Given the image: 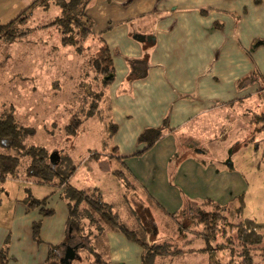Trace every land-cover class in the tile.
Here are the masks:
<instances>
[{
	"label": "crops",
	"instance_id": "0c3cea01",
	"mask_svg": "<svg viewBox=\"0 0 264 264\" xmlns=\"http://www.w3.org/2000/svg\"><path fill=\"white\" fill-rule=\"evenodd\" d=\"M33 1L18 0L21 12ZM86 14L95 35L90 41L98 48L97 36L101 37L114 67L106 98L116 130L111 136L113 156L106 157L116 169L110 170L105 161L101 165L119 190L122 183L115 171L128 173L138 194L164 215L180 211L185 198L195 203L237 194L217 177L210 151L202 149L204 142H211V134L204 131L202 136L200 131L207 123L209 131L225 132V137L227 122L233 119L229 108L251 100L260 86L264 88V0H92ZM136 35L150 39L140 43L134 40ZM252 75L255 82L248 80ZM243 80L244 86L238 87ZM164 121L161 139L135 157L143 147L137 144L138 136L162 127ZM191 139L199 145L193 152ZM49 188L60 203L54 201L59 206L51 209L52 216L43 217L37 208L28 210L26 198L15 200L10 228L0 232V250L9 240L7 264H45L48 246L64 241L67 208L60 191ZM50 197L42 198H47V208ZM36 222L40 244L32 239ZM107 238L111 261L122 258V251H141L122 234L108 232Z\"/></svg>",
	"mask_w": 264,
	"mask_h": 264
},
{
	"label": "rangeland",
	"instance_id": "374dc122",
	"mask_svg": "<svg viewBox=\"0 0 264 264\" xmlns=\"http://www.w3.org/2000/svg\"><path fill=\"white\" fill-rule=\"evenodd\" d=\"M21 10L18 0H0V25L16 20L12 29L17 34L27 33L8 42L3 37L4 32H0V114L12 110L15 120L34 132L27 138V146L42 147L50 155L57 153L65 174L71 168L76 170L69 179L70 186H77L90 196L98 189L104 201L113 205L114 212L125 220L128 207L121 199L123 188L119 190L101 165L105 161L110 170L116 169L115 163L106 157L107 153H112L113 145L106 98L108 88L104 89L102 78L93 67L97 48L88 40L83 50L76 53L71 46L61 43L57 27H45L60 14L52 0L46 5H35L30 13ZM263 108L264 91H259L251 100L229 108L233 119L227 122L225 137V132H210L207 123L200 131L202 136L204 131L211 134V142H204L202 149L210 151L217 177L238 190L226 200L212 201L225 208L190 204L175 217L168 218L144 197L131 193L134 216L147 223L148 233L144 235L138 229L137 237L146 240L149 246L160 247V252L171 254L152 259V264H248V259L251 264H264V134L258 130L260 124L255 122V116L262 114ZM219 115L216 116L217 128L221 126ZM78 122L75 134L65 129ZM189 144L192 152L199 148L192 139ZM3 152L4 147L0 145V154ZM94 153L100 158H91ZM2 188L0 232L4 227L10 228L17 198L51 196L48 208L59 206L54 201L60 204L58 198L55 200L50 195L53 189L49 186L10 180L4 182ZM80 207L83 210V206ZM58 219L60 214L55 221ZM95 220L96 223L81 222L85 229L77 234L76 244L86 250L79 252L84 262L73 264H87L88 243L94 236H89L88 240L87 235L91 231L99 233L100 228L98 219ZM245 220L258 226L249 230ZM107 234L94 243L96 252L106 250L105 263L140 264L141 251L134 254L133 250L122 251V258L111 261ZM2 237L0 234V239ZM117 246L120 245L113 244V248ZM65 248L59 252L60 258ZM135 249L140 248L136 245ZM200 249L206 251L200 252Z\"/></svg>",
	"mask_w": 264,
	"mask_h": 264
},
{
	"label": "trees",
	"instance_id": "16d2710c",
	"mask_svg": "<svg viewBox=\"0 0 264 264\" xmlns=\"http://www.w3.org/2000/svg\"><path fill=\"white\" fill-rule=\"evenodd\" d=\"M48 1L50 0H35L25 9L24 13H30L35 5H46ZM91 1L92 0H52V4L60 9V14L45 27H57L61 33V43L66 46H71L76 53H80L83 50L84 43L93 39L95 36L92 32V20L86 14V10ZM16 23V20H13L7 24L0 25V32H4L3 37L8 42H13L16 38L27 34L26 32L17 34L16 30L12 29ZM97 38L100 40V46L94 54L93 67L102 78V86L106 89L109 88L114 80V67L108 47L100 36H97ZM146 46L145 44L144 47ZM246 80L241 81L238 87L244 86ZM248 80L255 82L257 77L256 75H252ZM259 91H264V88L260 86ZM255 122L260 124L258 130L264 134V108L262 114L255 116ZM78 125L79 122L73 123L65 129L75 134ZM165 128L166 122L164 121L160 128L144 130L137 139L138 146L143 147L137 151L134 156H141L152 148L163 136ZM115 130L116 127L110 124L111 134H114ZM33 134L34 132L31 128L21 126L15 120L12 110L8 112L3 111L0 114V145L4 147V152L0 154V191L3 190L2 185L6 180L21 182L31 181L39 186H53L60 191V199L65 202L67 208L64 241L59 245L48 246L45 264H63L60 262L62 258H60L59 252L65 247L77 248V258L70 264L74 262L80 263L81 260L84 262V258L82 259L79 252L85 250V248L76 244V236L78 233L81 234L84 232L85 227L81 225L82 221L86 220L90 223H96L95 218L98 219L97 223H100V228L97 230L99 233L96 234L94 231H91L87 235L88 240L89 236L94 235L90 243H88L87 253H89V260L87 264H108L103 260V257L106 255V250L103 249L101 252H96L94 246L95 241L108 232L122 234L126 239L135 243L141 249L140 264H152V259L156 257H168L171 255L169 251L160 252V247L153 245L149 246L146 240L137 237L138 229L141 230L144 235L148 233L146 228L147 223L145 224L139 216H134L136 215V211L133 208L130 195L132 192V195L138 194V189L132 182L128 173L122 171L113 172L114 176L122 183V187L125 190L122 201L127 204L129 213L127 212V217L123 220L119 214L114 212L113 205L105 202L97 191H92L90 196L85 191L70 186L69 179L75 171V168H71L70 171L65 174L62 167L63 162L61 158H59V155H57L56 161V158H50L52 154L50 155L46 149L36 146H27L26 140ZM98 156L99 155L96 153L91 155L92 158H98ZM110 156H113V153H111ZM148 202L151 203L150 201ZM23 203L28 210L35 208L39 209L43 217L53 215V211L46 208L47 198L36 200L32 197H27ZM190 204H206L214 205L217 208H225L210 200L194 203L187 201L185 198L184 205L180 211L171 215L162 214L168 218L175 217L176 214L180 213ZM80 206H83V210ZM156 209L159 210L158 208ZM131 216H133L135 220H132ZM207 222H209V220H207ZM245 222L249 230L255 229V227L258 226L249 220H245ZM39 232L40 223L36 222L32 225V239L37 244H40ZM8 248L9 240L7 239L0 250V264L8 263L10 259ZM199 251L204 252L206 250L200 249ZM180 252L181 254L183 253L182 251H179V253ZM247 263L251 264V260L248 259Z\"/></svg>",
	"mask_w": 264,
	"mask_h": 264
},
{
	"label": "water",
	"instance_id": "95a60500",
	"mask_svg": "<svg viewBox=\"0 0 264 264\" xmlns=\"http://www.w3.org/2000/svg\"><path fill=\"white\" fill-rule=\"evenodd\" d=\"M149 39H150L149 37H143L140 35H136L134 37V40L137 42H140V43L148 41ZM53 157L56 158L57 154L56 153L52 154L50 158H53ZM56 161H57V158H56ZM76 251H77L76 247H74V248L66 247L64 254H63V257H62L60 262L63 264H70L72 261H74L77 258Z\"/></svg>",
	"mask_w": 264,
	"mask_h": 264
}]
</instances>
